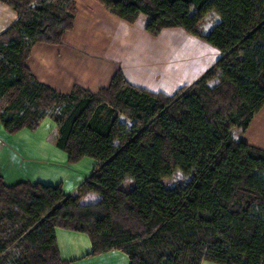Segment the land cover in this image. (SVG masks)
Listing matches in <instances>:
<instances>
[{"label": "trees", "instance_id": "16d2710c", "mask_svg": "<svg viewBox=\"0 0 264 264\" xmlns=\"http://www.w3.org/2000/svg\"><path fill=\"white\" fill-rule=\"evenodd\" d=\"M97 1L130 23L146 14L155 36L182 27L222 57L171 95L131 84L121 69L98 92L61 94L27 60L36 43L62 42L76 2L0 0L19 15L0 34L3 129L36 130L49 116L47 140L69 163L98 161L74 195L61 184L8 185L0 166V264H69L57 227L88 234L93 255L118 249L130 264H264V149L233 134L264 106V0ZM211 12L220 21L203 34ZM176 171L190 180L168 186ZM91 192L99 199L83 202Z\"/></svg>", "mask_w": 264, "mask_h": 264}, {"label": "crops", "instance_id": "0c3cea01", "mask_svg": "<svg viewBox=\"0 0 264 264\" xmlns=\"http://www.w3.org/2000/svg\"><path fill=\"white\" fill-rule=\"evenodd\" d=\"M74 1V25L65 31L62 42L36 43L27 60L35 77L61 94L71 93L75 85L98 92L109 86L121 69L131 84L171 95L179 87L195 83L222 57L218 48L182 27L165 28L155 36L146 30V14L130 23L97 0ZM210 15L213 24L207 29L201 26L203 34H208L220 21L214 12L205 21ZM18 18L11 6L0 2V34ZM54 126L55 121L47 116L36 130L24 128L10 134L0 123V166L8 185L21 181L61 184L66 195H74L95 171L97 160L84 157L71 164L67 153L47 140ZM233 134L238 140L264 149V106L246 131L234 128ZM98 199L99 195L91 192L82 201ZM56 235L61 258L69 264L131 262L129 255L118 249L93 255V245L86 233L57 227ZM202 264L216 263L205 260Z\"/></svg>", "mask_w": 264, "mask_h": 264}, {"label": "rangeland", "instance_id": "374dc122", "mask_svg": "<svg viewBox=\"0 0 264 264\" xmlns=\"http://www.w3.org/2000/svg\"><path fill=\"white\" fill-rule=\"evenodd\" d=\"M213 15H210L206 21L203 22L202 27L204 29H207L213 24ZM190 51H192L191 48H189ZM214 82V83H213ZM211 82L212 84L216 83V80ZM120 120L124 123H127L128 126H130L133 122L129 120L128 117L125 115H121ZM190 180V176H187L183 174L181 171H176L172 177L165 179V182L168 186H174L176 184H184ZM128 187V185H126ZM7 264H10V261H7Z\"/></svg>", "mask_w": 264, "mask_h": 264}]
</instances>
